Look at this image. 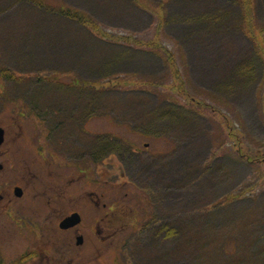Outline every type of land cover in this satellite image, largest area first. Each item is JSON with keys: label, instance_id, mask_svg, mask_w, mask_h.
<instances>
[{"label": "rangeland", "instance_id": "1", "mask_svg": "<svg viewBox=\"0 0 264 264\" xmlns=\"http://www.w3.org/2000/svg\"><path fill=\"white\" fill-rule=\"evenodd\" d=\"M140 1L138 7L132 0H0V124L29 119L19 116L21 104L61 106L67 115L55 135L70 155L82 157L105 142L114 144V136L120 140L98 166L101 175L112 178V231L130 237L125 251H111V260L118 256L120 264H264L262 64L258 62L257 74L246 86L218 88L228 95L221 99L216 84L226 74L215 64L228 49L221 40L233 33L227 26L215 32L195 26L194 34L180 37L185 20L181 15L170 20V32L157 31L162 43L176 55L184 78L192 73V81L186 79L189 90L216 110L197 111L198 119L192 121L183 98L175 94L176 104L167 106L171 93L165 84L171 77L161 59L146 52L120 56L118 46L50 11L51 6H70L94 17L108 33L150 40L165 5L180 14L207 0ZM217 1L223 5L215 12H241L239 0ZM263 8L261 0L258 24L264 23ZM236 37L248 44L239 32ZM230 49L237 55L252 54L250 47ZM79 77L89 83L132 77L154 85L94 90L77 86ZM168 109L180 111L182 117L164 115ZM12 141L9 137L7 144ZM238 148L260 152L262 158L240 160ZM6 170L0 172V182ZM152 215L157 217L154 226L145 229ZM9 237V227L0 218L4 255L12 252ZM88 257L74 263H98L94 253Z\"/></svg>", "mask_w": 264, "mask_h": 264}, {"label": "flooded vegetation", "instance_id": "2", "mask_svg": "<svg viewBox=\"0 0 264 264\" xmlns=\"http://www.w3.org/2000/svg\"><path fill=\"white\" fill-rule=\"evenodd\" d=\"M19 106V116L29 119L0 124V172L8 168L0 182V218L9 227L12 247L7 255L0 248V264H86L74 262L89 261L91 253L95 264H120L110 254L125 251L129 235L112 231V178L101 175L89 155L64 152L51 125L30 105ZM9 137L13 141L7 144ZM73 214L79 222L65 225ZM102 256L109 258L100 261Z\"/></svg>", "mask_w": 264, "mask_h": 264}, {"label": "trees", "instance_id": "3", "mask_svg": "<svg viewBox=\"0 0 264 264\" xmlns=\"http://www.w3.org/2000/svg\"><path fill=\"white\" fill-rule=\"evenodd\" d=\"M138 7L142 5L140 0H132ZM240 2V9L241 12H230L226 9L222 8L215 12L216 8H219L220 4L217 0H207L205 3L198 4L195 10L184 11L180 14H173L167 8L169 6L165 5V9L163 8V16L161 17V23L158 29H156V33L150 40H144L140 38H136L132 35H117L112 34L104 31L102 27L99 25L97 20L94 17H91L89 14L70 7L64 6L60 9H57L55 6L51 10L55 11L56 14L66 18L69 21L75 22L80 24L84 27L88 32L94 35L96 38L100 40H106L111 42L113 45L118 46L117 50H119L120 56L132 54V53H139L152 55L161 59L164 62V67L166 68V72L168 76L171 77V82L169 84H165L166 89L171 95L165 101L167 102V106L170 104H176L175 96L178 95L185 100V104H187V110L191 113V120L196 121L198 118L196 117L197 111H208L211 109V105L203 101L202 99L198 98L196 94L190 92L188 88V82L192 81V73L189 74V78H184L176 59V55L172 50L166 47L159 36L160 33H157L160 29L163 31L170 32V20L178 19V15H181V19H184L186 25L183 29L184 34L179 32L180 37L186 36L187 32L189 34H194L196 31V27L202 29H207L209 32L221 31L227 26V31L233 33L230 36H225L221 41L225 42L228 49L225 50V55L221 58L220 63L215 64L216 68H223V72L226 76L223 78L221 76V80L219 81L217 86L220 88L221 86H227L228 88L233 87L234 85L237 86L238 83H243L242 87L246 86L250 80L255 77L257 74L258 62H260L264 68V23L262 21L256 23V16H258V11L260 7L261 0H239ZM264 3V0H263ZM213 6H217L212 8ZM144 9V8H143ZM146 10V9H145ZM264 15V8L262 11ZM192 19V21H190ZM264 20V19H263ZM226 21H229L230 25L224 24ZM254 22V23H252ZM260 27H258V26ZM196 26V27H195ZM222 27V28H221ZM221 28V29H220ZM238 28V30H237ZM176 31V30H175ZM238 32L242 35L244 39L248 42V44H242L239 38L236 37ZM93 37V36H92ZM219 37L218 35L214 38ZM232 39V43L230 44L229 41ZM258 40L261 43H258ZM240 47H239V45ZM250 47L251 55H245L244 53L236 54L231 51V47H236L238 50H247ZM185 50V49H184ZM185 54L188 52L185 50ZM115 57H118L116 55ZM185 62L187 60L185 59ZM189 65V64H188ZM189 67V66H188ZM80 78V77H79ZM81 84L77 83L78 79H76L75 84L77 86H81L85 88H107L112 89L114 87H118L120 85H133L138 87H146V86H153L154 83L151 81H144L142 79H135V78H120V77H112L99 82H92L89 83L87 81H83L81 78ZM92 86H91V85ZM102 85V86H100ZM95 90V89H94ZM220 95L223 97L221 99H228V95L223 91L218 90ZM260 96L264 98V85L262 84L259 89ZM176 94V95H175ZM175 95V96H174ZM177 97V96H176ZM144 100L146 97H143ZM89 103H93L92 100L89 99ZM90 104V105H91ZM92 108V106H90ZM64 111V110H63ZM201 111V112H202ZM211 111L216 112V110L211 109ZM88 113H92V109L88 110ZM153 113V112H152ZM164 115L170 116L176 120L182 117L180 111L168 109L164 111ZM238 142V139H237ZM116 144V143H115ZM105 144H102L104 146ZM237 153L240 157V160H246L251 162L260 161L262 155H259L260 152H255L248 154L246 152H242L241 148L237 149ZM241 152V154H240ZM264 156V155H263Z\"/></svg>", "mask_w": 264, "mask_h": 264}, {"label": "water", "instance_id": "4", "mask_svg": "<svg viewBox=\"0 0 264 264\" xmlns=\"http://www.w3.org/2000/svg\"><path fill=\"white\" fill-rule=\"evenodd\" d=\"M3 141V134H2V130H0V144Z\"/></svg>", "mask_w": 264, "mask_h": 264}]
</instances>
